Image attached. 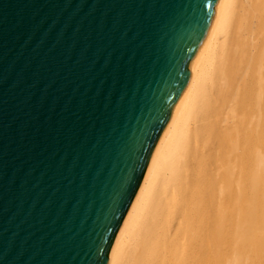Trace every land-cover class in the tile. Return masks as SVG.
<instances>
[{
	"label": "water",
	"instance_id": "water-1",
	"mask_svg": "<svg viewBox=\"0 0 264 264\" xmlns=\"http://www.w3.org/2000/svg\"><path fill=\"white\" fill-rule=\"evenodd\" d=\"M218 0H0V264H108Z\"/></svg>",
	"mask_w": 264,
	"mask_h": 264
},
{
	"label": "bare ground",
	"instance_id": "bare-ground-1",
	"mask_svg": "<svg viewBox=\"0 0 264 264\" xmlns=\"http://www.w3.org/2000/svg\"><path fill=\"white\" fill-rule=\"evenodd\" d=\"M108 264H264V0H218Z\"/></svg>",
	"mask_w": 264,
	"mask_h": 264
}]
</instances>
